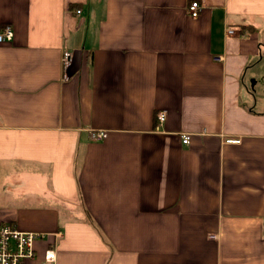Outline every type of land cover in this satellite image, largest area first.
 Listing matches in <instances>:
<instances>
[{
	"label": "crops",
	"instance_id": "obj_1",
	"mask_svg": "<svg viewBox=\"0 0 264 264\" xmlns=\"http://www.w3.org/2000/svg\"><path fill=\"white\" fill-rule=\"evenodd\" d=\"M191 1L0 0V223L39 255L264 264V0Z\"/></svg>",
	"mask_w": 264,
	"mask_h": 264
},
{
	"label": "built area",
	"instance_id": "obj_2",
	"mask_svg": "<svg viewBox=\"0 0 264 264\" xmlns=\"http://www.w3.org/2000/svg\"><path fill=\"white\" fill-rule=\"evenodd\" d=\"M201 8V4L193 0L188 6V14L195 18L198 16V12ZM76 14H80V10L75 11ZM232 28L227 29L228 34L233 33ZM13 38V30L10 25H5L0 31V42H8ZM62 62L65 67L69 66L72 62V54L68 51H64L62 54ZM165 111H159L157 113L158 123L156 129L165 119ZM104 130L91 131V138L95 141H99L104 136ZM190 136L183 134L182 142L188 143ZM235 140H228V142H234ZM61 232H56L55 237L59 238ZM43 235L38 232H24L16 229L15 227L0 223V264H57V253L53 245L48 246L42 255H39L35 248V243L42 239Z\"/></svg>",
	"mask_w": 264,
	"mask_h": 264
}]
</instances>
